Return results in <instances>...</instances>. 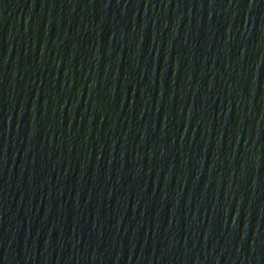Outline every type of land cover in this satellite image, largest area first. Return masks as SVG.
Wrapping results in <instances>:
<instances>
[{
  "label": "water",
  "instance_id": "water-1",
  "mask_svg": "<svg viewBox=\"0 0 264 264\" xmlns=\"http://www.w3.org/2000/svg\"><path fill=\"white\" fill-rule=\"evenodd\" d=\"M175 264H264V0H22Z\"/></svg>",
  "mask_w": 264,
  "mask_h": 264
}]
</instances>
